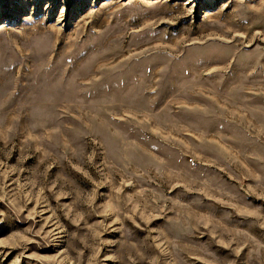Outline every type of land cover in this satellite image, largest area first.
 <instances>
[{
    "label": "rangeland",
    "instance_id": "1",
    "mask_svg": "<svg viewBox=\"0 0 264 264\" xmlns=\"http://www.w3.org/2000/svg\"><path fill=\"white\" fill-rule=\"evenodd\" d=\"M0 264H264V0H0Z\"/></svg>",
    "mask_w": 264,
    "mask_h": 264
}]
</instances>
